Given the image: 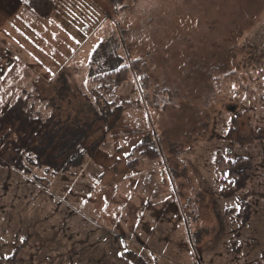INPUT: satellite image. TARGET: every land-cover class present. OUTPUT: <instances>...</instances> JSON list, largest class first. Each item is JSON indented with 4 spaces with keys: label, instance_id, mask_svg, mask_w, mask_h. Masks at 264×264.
<instances>
[{
    "label": "rangeland",
    "instance_id": "obj_1",
    "mask_svg": "<svg viewBox=\"0 0 264 264\" xmlns=\"http://www.w3.org/2000/svg\"><path fill=\"white\" fill-rule=\"evenodd\" d=\"M98 49L140 60L145 83L130 70L117 92L98 90ZM20 99L60 127L50 159L67 127L84 128L81 166H13L17 126L1 117ZM146 138L160 157L129 168ZM219 157L251 163L246 189ZM18 248L19 264H264V0H56L47 19L0 13V260Z\"/></svg>",
    "mask_w": 264,
    "mask_h": 264
},
{
    "label": "trees",
    "instance_id": "obj_2",
    "mask_svg": "<svg viewBox=\"0 0 264 264\" xmlns=\"http://www.w3.org/2000/svg\"><path fill=\"white\" fill-rule=\"evenodd\" d=\"M55 9L56 0H0V13L6 17H12L21 10H26L37 18L47 19L53 15ZM98 52L99 49L95 50L91 57L89 72L90 80L98 87V90L117 92L126 82L130 70L136 72L142 84L145 83L140 60H135L128 65L116 50L100 57L97 56ZM106 114L100 116L101 123L108 122ZM109 115H113V113ZM1 122L10 125L16 124L17 126L15 133L18 139L11 143V162L24 175L30 176L41 169L68 172L81 166L90 152L83 143L87 139L84 128L69 126L67 128L72 129V131L66 136L69 139L68 144L62 149H53V155L50 159L47 153L50 150V144L55 141L56 131L60 127L55 124L54 119H44L41 113L35 111L34 107H28L27 102L23 99L8 107L1 117ZM47 141L48 145H45ZM55 143H58V140ZM92 148H96V144H93ZM55 152L60 153V155H56ZM136 155L143 159L156 160L161 153L157 145L150 138H146L136 145L128 156L129 168H135L140 164V159L135 158ZM48 157L49 159H47ZM59 159H62L61 163L58 162ZM217 165L229 170V176L233 179L236 190L246 189L252 174L251 163L243 158L231 161L219 157ZM237 216L243 225L248 224L252 216L251 205L248 202H243ZM20 256L21 248H18L7 260H0V264H5L3 261H7V264H19L21 262ZM132 260L139 263L134 258Z\"/></svg>",
    "mask_w": 264,
    "mask_h": 264
}]
</instances>
